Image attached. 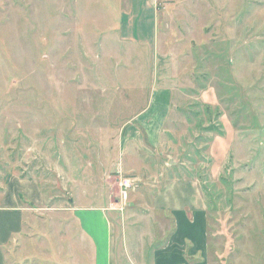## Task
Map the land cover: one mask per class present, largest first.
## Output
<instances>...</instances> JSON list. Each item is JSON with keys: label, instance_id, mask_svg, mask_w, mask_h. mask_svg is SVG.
<instances>
[{"label": "rangeland", "instance_id": "obj_1", "mask_svg": "<svg viewBox=\"0 0 264 264\" xmlns=\"http://www.w3.org/2000/svg\"><path fill=\"white\" fill-rule=\"evenodd\" d=\"M151 104L155 148L135 121ZM8 175L45 200L21 198L7 264H91L68 211L83 190L109 192L113 264H152L174 180L207 204L210 264H264V0H0V194Z\"/></svg>", "mask_w": 264, "mask_h": 264}, {"label": "crops", "instance_id": "obj_2", "mask_svg": "<svg viewBox=\"0 0 264 264\" xmlns=\"http://www.w3.org/2000/svg\"><path fill=\"white\" fill-rule=\"evenodd\" d=\"M148 12L150 20L155 22V5L152 4ZM168 92L170 95L171 92ZM152 107L153 104L137 115L135 121L141 123L148 140H152V147L155 148L160 142L161 128L158 132L152 131L151 121L144 118L150 113ZM129 142L140 145L138 138ZM6 179V185L2 191L5 194L2 193L3 196L0 194V264H7L6 248L23 232L26 220L33 215L32 207L23 203L21 198L38 205L44 204L45 200L42 187L37 180L20 179L11 175L6 176ZM177 185L181 186L178 190L175 189ZM197 187L192 181L174 180L164 187L160 200L158 195L152 198V209L155 211L153 218L164 216L163 218L171 222L164 244L153 251L152 264H210L208 207ZM91 193L92 190H83L81 196L77 193L83 203L77 204L72 198L68 211L79 239L88 243L90 247L91 264L99 256L102 264H113L114 225L108 210L111 206L109 192H106L107 198L104 195L96 200H91L93 198L90 196ZM158 226L160 228L161 223H158ZM94 262L97 264L96 261Z\"/></svg>", "mask_w": 264, "mask_h": 264}, {"label": "built area", "instance_id": "obj_3", "mask_svg": "<svg viewBox=\"0 0 264 264\" xmlns=\"http://www.w3.org/2000/svg\"><path fill=\"white\" fill-rule=\"evenodd\" d=\"M132 180L130 178H121L119 181V201L116 203V207H118L119 210H122L123 207L127 204V198H128V192L132 188ZM120 202V203H119Z\"/></svg>", "mask_w": 264, "mask_h": 264}]
</instances>
